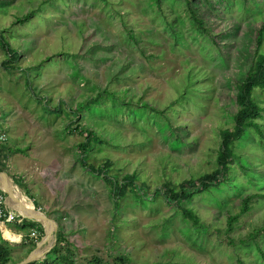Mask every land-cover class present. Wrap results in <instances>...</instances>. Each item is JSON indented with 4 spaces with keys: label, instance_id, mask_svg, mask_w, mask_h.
<instances>
[{
    "label": "rangeland",
    "instance_id": "rangeland-1",
    "mask_svg": "<svg viewBox=\"0 0 264 264\" xmlns=\"http://www.w3.org/2000/svg\"><path fill=\"white\" fill-rule=\"evenodd\" d=\"M261 29L264 46V0H0V31L17 58L0 64V172L58 223L48 241L58 250L35 261L264 264V110L261 130L235 142L228 180L183 203L198 225L163 190L217 168ZM254 100L264 109L263 88ZM82 157L135 184L115 198ZM32 228L41 232L29 225L18 243L0 230L7 264L45 235Z\"/></svg>",
    "mask_w": 264,
    "mask_h": 264
},
{
    "label": "trees",
    "instance_id": "trees-1",
    "mask_svg": "<svg viewBox=\"0 0 264 264\" xmlns=\"http://www.w3.org/2000/svg\"><path fill=\"white\" fill-rule=\"evenodd\" d=\"M157 1L158 4L161 3V0ZM29 16L30 15L25 16V18H28ZM193 17L195 21L199 23V25L204 27V21L202 18L196 16L195 14H193ZM262 41L263 30L261 29L257 35L258 48L256 52L254 68L238 85L237 103L239 108L235 115V125L232 129L224 128L221 130V144L217 155V168L198 178H188L183 180V182L180 184V189L173 188L170 183L164 184L163 190L166 199L171 204H174L175 206L182 209L183 214L186 217L191 218L194 225L199 224V217L192 210L187 209L183 203L191 200L195 194L208 191L211 187L217 186L227 181L231 172V163L235 158V142L244 136L247 128L249 127H254L258 131L261 130L257 119L262 116L264 109L258 102L254 100V91L256 89H264V46ZM0 44L5 49L7 55V59L2 60V67L8 69L12 67L13 62L17 59L16 50L11 47V44L1 31ZM81 132L88 136H92L93 134V131L88 129ZM80 162L87 170L102 175L106 181L112 183V193L115 198H119L120 196L124 195L127 192L128 186L135 184L132 174H125L123 176L122 182L114 181L113 179H110L107 173H105V168L88 162L84 157L80 159ZM26 194L34 200V203L37 207L40 206L39 202L34 198V196L31 195L29 190H26ZM252 198L253 196L249 195L243 200L241 213L247 212L249 210ZM236 217L237 215L229 216V230L233 228V219ZM16 222L23 226L29 227L30 225L32 227H39L41 230V232H39L42 234L44 233L43 225L38 221H33L25 216L20 215ZM259 230H264V225L257 229V231ZM58 237L59 241L63 239L64 234L62 231H60ZM58 247L59 245L54 246L53 251L58 250ZM11 258L12 253L10 252L9 248L0 240V264H7ZM29 264H46V261H32Z\"/></svg>",
    "mask_w": 264,
    "mask_h": 264
},
{
    "label": "water",
    "instance_id": "water-1",
    "mask_svg": "<svg viewBox=\"0 0 264 264\" xmlns=\"http://www.w3.org/2000/svg\"><path fill=\"white\" fill-rule=\"evenodd\" d=\"M6 179H9L14 183L12 177L5 171L0 172V188L8 194V199L12 200L13 199V192L11 188H3L1 186V183L3 181H6ZM15 186L19 187L17 184ZM20 188V187H19ZM8 200V201H9ZM34 203V202H33ZM8 204L15 209L16 211H19L17 208H15L10 202ZM20 215L25 216L33 221H38L43 224L45 235L42 237V239L37 243L36 247L30 252V254L27 256L25 260H23L20 264H29L32 261L39 260L42 257L45 258V254L38 255L39 251H44L46 247L52 248L54 244H48L49 239L52 238L54 230L58 228V223L54 220L51 219L47 214H45L43 211L37 209L35 203H34V209L31 211H28L26 213L20 212Z\"/></svg>",
    "mask_w": 264,
    "mask_h": 264
},
{
    "label": "crops",
    "instance_id": "crops-1",
    "mask_svg": "<svg viewBox=\"0 0 264 264\" xmlns=\"http://www.w3.org/2000/svg\"><path fill=\"white\" fill-rule=\"evenodd\" d=\"M5 54H6V52H5ZM2 60H3V57H0V64H1V66H2ZM18 192L19 193H17V194H15V203L14 202H12V201H9L15 208H17L18 210H19V205H24V206H27V203H25V202H23V198H27L26 196H25V194H23L22 193V191H21V189L18 187ZM6 204H7V206L8 207H10V209H13L9 204H8V202H7V199H6ZM13 210H15V209H13ZM20 211V210H19ZM21 212V211H20ZM9 226L11 227V229H9ZM27 226H23V225H21V224H16V223H14V222H7L4 226H1L0 225V230H2V231H5V230H11V235L13 236V237H15V236H20L21 237V239L20 240H22V238L24 237V228H26ZM5 228V229H4ZM6 240H8V241H11V240H9V239H6ZM11 242H13V241H11ZM47 248V247H46ZM43 250L45 251L46 249H44L43 248Z\"/></svg>",
    "mask_w": 264,
    "mask_h": 264
},
{
    "label": "built area",
    "instance_id": "built-area-1",
    "mask_svg": "<svg viewBox=\"0 0 264 264\" xmlns=\"http://www.w3.org/2000/svg\"><path fill=\"white\" fill-rule=\"evenodd\" d=\"M0 188V225L4 226L7 222H16L17 218L20 216V213L17 214L16 210L10 209L6 204L5 192ZM13 216V219L9 221V215ZM30 235L37 239L39 238L38 228H32Z\"/></svg>",
    "mask_w": 264,
    "mask_h": 264
},
{
    "label": "bare ground",
    "instance_id": "bare-ground-1",
    "mask_svg": "<svg viewBox=\"0 0 264 264\" xmlns=\"http://www.w3.org/2000/svg\"><path fill=\"white\" fill-rule=\"evenodd\" d=\"M1 186H2L3 188H5V189H7V188H11V189H12V192H13V195H14V196H13V199H12V200H9V201H12V202L15 203V194L19 193V192H18V187L15 186V183H12L11 180L6 179V181H3V182L1 183ZM21 191H22V190H21ZM22 193L25 194L23 191H22ZM25 196H26L27 198H23V202L27 203V206L19 205V210H20L21 212H23V213H26V212L31 211V210L34 209V203H33V201H32V200H31L26 194H25ZM41 254H42V252L39 251V252H38V255H41Z\"/></svg>",
    "mask_w": 264,
    "mask_h": 264
},
{
    "label": "clouds",
    "instance_id": "clouds-1",
    "mask_svg": "<svg viewBox=\"0 0 264 264\" xmlns=\"http://www.w3.org/2000/svg\"><path fill=\"white\" fill-rule=\"evenodd\" d=\"M13 219V216L10 214L9 215V221H11ZM11 230H5L4 231V238L5 239H14V242H20V239H21V237L20 236H15V237H13L11 234Z\"/></svg>",
    "mask_w": 264,
    "mask_h": 264
}]
</instances>
